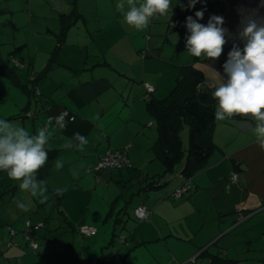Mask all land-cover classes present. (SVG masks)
Listing matches in <instances>:
<instances>
[{"label":"crops","instance_id":"1","mask_svg":"<svg viewBox=\"0 0 264 264\" xmlns=\"http://www.w3.org/2000/svg\"><path fill=\"white\" fill-rule=\"evenodd\" d=\"M34 1L29 0L26 6L29 16L25 19L15 18V11L8 5L0 7V14L10 13L8 21L3 22L4 26L12 27L11 30L4 31L6 34L0 31L2 58L13 69L20 85H15L0 74V119H8L35 135L36 130L44 127L49 117L53 118V127L48 129L52 136L45 148L47 152L56 151V156L45 164V181L52 193H56L58 188L66 189L63 192L61 214H64L66 222L72 227L69 232H78L80 228L69 220L71 213L67 208L68 199L79 202L84 193L90 192L93 196L92 205L96 198H101L99 188L105 178L108 196L111 182L125 184L133 176L130 171L144 173V181H147L165 168L153 150L159 132L154 128L156 123L146 106L148 99H155L158 94L161 80L148 76V66L155 60L147 59L153 56L150 50H155L154 54H157L161 48L150 42L145 45L143 40L138 41L136 36L145 29H132L125 24L123 13L115 12L113 7L102 8L98 1L84 3L83 0H42L52 14L41 13L37 20L32 12ZM72 13L81 17L73 20V25L60 41L61 16ZM20 33L25 34L24 38ZM4 35L9 36L11 41L8 43L12 44V50L6 55L3 53V45L8 43L4 42ZM123 38L127 42L121 45ZM55 51L57 54L52 69L47 75L37 79L49 65ZM155 62L157 65L165 63ZM166 65L168 63L163 64L174 74L177 68ZM133 74H141L138 85L131 82ZM147 85L154 87L153 93L148 94ZM25 86L33 91L37 90L38 94L30 97ZM64 111H68L69 115L65 117L66 126L61 129L55 125L54 118ZM256 123L250 115H234L218 121L213 131L217 149L203 171L190 180L183 179L180 182V170L184 164L178 163L173 172L166 173L164 169L163 179L168 178L167 182L162 184L160 180V187L140 192L142 194L151 190L143 198V201L147 198L148 203L135 207L145 206L150 209L152 215L148 221L154 226H149L148 231L140 236L142 239H137V242L140 241L137 246H131L132 238L126 237L125 242L120 240L123 245H127L123 246L125 251H120L118 247L110 246L114 239L110 240V235L103 233L100 227L102 221L87 223L97 230V234L92 236L94 246H90L92 252L97 249V264H105V261L109 264H193L191 259L194 257L196 264H202L203 260L206 261L205 264H209V260L200 255L207 248L210 253H219L229 258L231 255L228 248L219 247L217 252L210 249L212 246L209 245L217 241L204 239V226L209 218H214L219 230L227 233L228 220H231L230 226H233L235 219L243 222L248 215L264 209V149L260 148L252 132ZM77 132L88 138L83 151L77 150L78 142L73 140ZM69 140H73V145L65 148L64 145ZM117 150L126 151L131 167L98 171L100 159L108 152ZM57 158L63 160V167L59 170L54 166ZM152 167H155L153 172L150 171ZM55 170L58 171L57 176L54 174ZM3 172L0 171V175ZM233 175L237 176V180L232 179ZM170 182L172 186L168 188ZM184 184L190 187L189 191L176 197L175 190ZM11 185L12 183L8 186ZM92 187L95 189H91ZM153 193L156 194L153 196ZM44 195L50 198L48 191ZM120 203L119 198L110 209H107L108 201L103 204L99 216L102 218L108 211V217L103 223L105 226L109 225L113 215L123 214L120 211L126 206L120 209ZM0 212V246L10 248L1 254L9 260H15L22 257V242L18 239L20 234L27 241V232L36 237L46 224L42 221L34 224L27 221L31 224V228L27 229L26 222L23 223L4 211ZM185 233L187 237L180 236ZM152 236H156L157 241L163 242L164 246H150L153 243ZM41 246L46 244H40L32 250L41 252L47 249ZM71 246H76V243L73 241ZM84 247L85 243L80 247L81 255L78 253L82 258L86 257L88 251ZM106 256L113 258L108 260ZM89 259L90 257L86 260ZM95 259L89 261L90 264ZM201 259L202 261H198Z\"/></svg>","mask_w":264,"mask_h":264},{"label":"rangeland","instance_id":"2","mask_svg":"<svg viewBox=\"0 0 264 264\" xmlns=\"http://www.w3.org/2000/svg\"><path fill=\"white\" fill-rule=\"evenodd\" d=\"M7 1L0 0V7H6L7 5L11 7L13 11H15V18L25 19L29 16V11L26 7L29 4V0ZM68 1L74 2V0ZM87 1H92L95 3L96 1H98L102 8L108 7L111 9L113 7V9H115V12L117 11L116 4L118 3V0H83L84 3H87ZM123 3L125 5L124 10L127 11L129 7L127 0H123ZM142 3L143 0H135L136 6H139ZM201 3V7L204 9H206L204 7L205 5H209L206 2ZM208 7L209 9L206 10L211 11V13L215 14H221L223 13V10L226 9V6L220 1L210 4ZM190 11L191 7H189V0H172L171 14H169L168 16H154L151 19L148 27L145 28V31L142 33L139 32L136 36V39L138 41L143 40L145 45L146 43L150 42L151 44L161 48V51L157 54H154L156 52L155 50H150L153 56H150L147 61L155 60L165 62L163 64L168 63V65L166 66H169L170 64L177 68L174 74H172L170 73L171 71H168L170 69L168 67H164L163 64L161 65L160 63H158L157 65V62L155 61L149 64L148 76L152 77L153 79L155 78V80L161 79L159 83V92L155 96V99L157 100L165 98L173 90L176 79L180 75L182 66L196 62V57L189 55L187 49L181 46V42L184 40V32L181 30V26L186 22L187 15L190 13ZM32 12L36 20L43 13H46L48 15L52 14V12L49 11L47 5H43L42 0H35L33 2ZM100 15L102 16V12H100ZM0 16V20L2 23L0 24V31L6 34V32L4 31L11 30L12 27L10 25L4 26L3 22L8 21L7 18H10V13H2L0 14ZM176 23H180V26L177 28L174 26ZM20 35L24 38L25 34L20 33ZM3 39L4 42L6 41V43L11 41L9 36L4 35ZM126 42L127 41L123 38L120 43L121 45H124ZM11 50L12 44L8 43L7 45H3L4 55L9 53ZM206 59L207 58L203 56L199 57L200 62H196V64L198 68L204 72L207 82L213 85H219L222 82L226 83L227 80L224 77L206 66V62H204V60ZM139 75L136 76L135 74H133L134 77L132 76L131 81L133 84L138 85L141 82V74ZM128 77L131 78L130 76ZM154 128H157V124H155ZM189 135V127L185 123L180 130V136L185 154L189 149ZM152 169H155V167H152L150 169V171L152 172L155 171ZM164 169L165 168L163 167V170L162 172H160V174L148 178L147 181H144V173H141L139 171H130L133 176L125 184L117 183L115 181L111 182L110 194L108 196H106L108 194V189L105 188V183L107 181L105 178L103 180L101 188H99V195L101 196V198H99V200L96 198L93 201L92 205L91 202L93 200V196L90 192L84 193L82 200H80L79 202H74L73 200L68 199L67 208L68 211H70V217L72 218H70L69 220L74 221L73 225H76L79 228L83 227L84 225H88L87 223L93 224L96 223V221H102L100 227L103 233L106 236L109 234L110 240L111 238L114 239L113 245L111 244L110 246H116L120 249V251L124 252L125 250L123 246L127 245H123L120 242L121 237H131L132 241H130V245L137 246V244L140 242H137V239H142L140 236L142 234H145L150 228L149 226L153 227L154 224L151 221H139L134 214L136 208L135 206L138 204L142 205L143 203L146 204L147 198L144 199L145 201H143V198L144 196H148L151 190L146 191V193H142L143 195L140 192L145 191L151 183L160 182V180L162 184L164 182H167L168 178L163 179ZM126 172L129 173L127 169ZM54 174L55 176H57L58 171L55 170ZM94 179L96 181V177H94ZM179 180L180 182H182L183 178L181 177V179ZM11 183L12 185L8 186ZM13 183L17 184L18 181H13L12 179H10L7 176L6 172H3L0 175V211H4L5 214L9 213L12 216H16L23 223L26 222L25 226L27 227V229H29V227L27 226L29 222L27 221H30L33 224L38 223L39 221L44 222V224H46L45 228H41L37 233L38 235L36 237H32V241L37 243V245L46 244V246L41 247H47V249H44L41 252L32 250V244L28 240L26 241L25 238L23 239V234H20L18 239L22 242V244H20V252L22 257H17V259L15 260H9L7 259V256H2L1 253L6 252V250L10 248H7L6 246H0V264H90L91 262L89 261H93L95 259L97 249L95 250V252H92V249L90 248V246H94V244H92V240L94 239V237H82L79 231L76 232L73 230L69 232L70 228L72 229V227L68 222H66L64 214H61L56 208L55 201H50L49 196L44 195L45 197H47V199L41 202V199H43L44 197H32L29 193L21 191L19 188V184L16 185ZM171 184L172 182L168 184V188H171ZM91 189L95 188L92 187ZM154 194L156 193H153V196ZM71 198L73 197L71 196ZM119 198L121 200L119 208L121 209L124 206H126V208L121 209V211L118 208V212L120 211L123 214L120 215L119 213H117L113 215L111 218L112 220L110 219L111 222L109 223V225L105 226L103 223L106 216L108 215V211L102 218H100L99 216V213H101L102 211L103 204L105 205L108 201L109 208L107 209H110ZM21 202L29 204L28 211H23L17 207V204ZM89 207L90 210L88 209ZM246 218L247 219L243 222H241V220L235 219V223L233 224V226H230L232 222L231 220H228V222H226L229 226L227 230V233H229L228 235H226L227 233L225 232V230H219L216 219L209 218L204 226L203 237L204 239L211 238L217 241L215 242V244L209 245L212 246L210 249L213 252H217L219 247L228 248L227 251H229V254L232 256H229V258L238 261V264H264V209L252 213ZM116 220H118V222H116ZM113 225H115V227H113ZM89 226L90 225H88V227ZM180 236L187 237V234H181ZM152 237L153 238H151V241H153V243H150V246H160V244L164 246L163 242L157 241L156 236ZM97 238H99V236H97ZM168 240H170V238H168ZM6 241H4V243ZM73 241L76 243V246H71L73 244ZM83 243H85L84 248L88 250L85 258H82L80 256V247H83ZM65 244H69L70 246H65ZM139 245L141 246V243ZM106 251H108V249H106ZM78 253L80 255H78ZM33 256H36L37 258H34ZM89 257L90 259L86 260ZM105 258L109 259L110 257L106 256ZM198 261H202V259ZM105 262V264H109L108 261ZM205 262L206 261L203 260L202 264H205ZM97 263L98 259H95V261L92 262V264Z\"/></svg>","mask_w":264,"mask_h":264},{"label":"clouds","instance_id":"3","mask_svg":"<svg viewBox=\"0 0 264 264\" xmlns=\"http://www.w3.org/2000/svg\"><path fill=\"white\" fill-rule=\"evenodd\" d=\"M198 0H189V7H195ZM129 5L125 11L123 0H118L116 9L123 13L124 21L130 27L141 30L148 27L151 19L156 16H168L172 12V0H143L136 6L135 0H127ZM196 18H186V27L190 35L187 38L186 49L193 57H206L216 60L223 53L227 43L226 29L223 28V17L212 16L209 22L201 24L203 12H196ZM241 39L245 41L241 50L234 45L228 53V59L223 65L227 82L221 83L212 93L217 101L215 119L222 121L234 115L252 116L256 121L252 129L256 142L264 149V23L248 18ZM68 111L55 117V125L63 129ZM74 122V117H73ZM53 127V118L49 117L44 127L38 128L35 135L8 119H0V171L7 173L13 181L19 182V188L32 197H44L47 192L46 181H38L36 175L45 166L48 152L45 145L52 136L48 131ZM77 150L83 151L88 144V138L75 133L73 137ZM73 140L65 143V148L73 145ZM57 170L63 167L62 158L55 161ZM66 189H56V194H62ZM17 207L28 211L29 204L18 203Z\"/></svg>","mask_w":264,"mask_h":264},{"label":"trees","instance_id":"4","mask_svg":"<svg viewBox=\"0 0 264 264\" xmlns=\"http://www.w3.org/2000/svg\"><path fill=\"white\" fill-rule=\"evenodd\" d=\"M213 3L208 4L210 5ZM201 4L202 3L198 1L195 7H191V11L187 17L191 16L193 19H196L195 14L198 7H201ZM208 6L205 5L204 7L209 9ZM79 17H81V15L74 13L61 16L60 41L63 40L62 38H64L68 29L73 25V20L75 21ZM185 25L186 22L181 26L182 31ZM174 26L177 28L180 26V23H176ZM186 43L187 42L183 40L181 46L186 48ZM56 54L57 51L53 53L49 65L39 74L37 79L49 73L53 67ZM144 55L146 56V52H144ZM196 62H200L199 57H196ZM196 62L181 67L180 75L176 79L175 86L168 96L160 100L148 99L146 105L149 114L157 124L159 132V138L154 143L153 150L157 157L163 162L166 173L173 172L175 165L178 163L185 164V169L182 174V178L185 180H190L203 171L207 167L210 156L217 149L213 140V131L218 122L215 119L217 101L213 98L212 93L219 85L209 84L204 72L198 68ZM204 62H206V60H204ZM0 74L9 78L15 85H19L17 75L13 69L4 62L1 50ZM25 87L30 97L33 94H38V92H36L37 90L33 91V89H28L27 86ZM238 116L241 117L240 115ZM185 123L188 125L190 131L189 149L186 154L180 136V130ZM55 156L56 151H48L47 162H50ZM46 174L47 171L44 166L38 171L36 179L38 181H45ZM183 186L188 185L184 184L181 187ZM45 187L50 194L49 200L55 201L56 208L62 213L61 205L64 199V193H52L49 191L47 185H45ZM156 187H160L159 182L151 183L147 189ZM188 191L189 189L187 192ZM200 255L206 257L209 260V264H238V261L222 256L219 253H210L209 248L202 251Z\"/></svg>","mask_w":264,"mask_h":264},{"label":"water","instance_id":"5","mask_svg":"<svg viewBox=\"0 0 264 264\" xmlns=\"http://www.w3.org/2000/svg\"><path fill=\"white\" fill-rule=\"evenodd\" d=\"M226 6V9L221 14L211 13L202 7H198L197 12H203V19L198 20L201 24H207L212 16L223 17V28L226 29L227 43L223 47V53L219 59H206V66L216 71L227 80L224 73L223 65L228 59V53L233 46H238L241 50L244 47L245 41L241 39L240 33L245 26L248 18L256 19L258 23H264V0H220ZM197 19V18H196ZM184 41L190 35L186 25L183 27ZM185 164L180 170V175L183 174Z\"/></svg>","mask_w":264,"mask_h":264},{"label":"built area","instance_id":"6","mask_svg":"<svg viewBox=\"0 0 264 264\" xmlns=\"http://www.w3.org/2000/svg\"><path fill=\"white\" fill-rule=\"evenodd\" d=\"M198 1L199 2H206V3H213V2H218L220 0H198ZM147 91H148V94L153 93L154 87L151 85H147ZM130 167H131V163H130L129 158L127 157L126 151L125 150H117L115 152H108L106 155H104L98 163L97 170L98 171L121 170V169H125V168H130ZM232 179L237 180V176L233 175ZM188 189H189V186L180 187L175 191L174 195L179 198V197H181V195L183 193L187 192ZM135 215L139 221L144 222V221L150 220L152 212L150 209H148L145 206H139L135 209ZM27 226L29 228H31L30 223L27 224ZM79 231L83 237H92V236H95L97 234V230L95 228H91L88 226L80 227ZM26 238L30 241V243L32 244V247L36 249L38 245H37V243L32 241V236L29 235L28 232L26 233ZM120 240H121V242L126 241L123 237H121ZM112 258L113 257L111 256L108 260H111ZM191 262L193 264H196V257L192 258Z\"/></svg>","mask_w":264,"mask_h":264}]
</instances>
